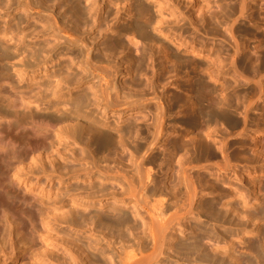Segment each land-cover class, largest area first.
<instances>
[{"label": "bare ground", "instance_id": "6f19581e", "mask_svg": "<svg viewBox=\"0 0 264 264\" xmlns=\"http://www.w3.org/2000/svg\"><path fill=\"white\" fill-rule=\"evenodd\" d=\"M107 2L117 14L104 28ZM103 3L0 0V166L6 168L0 177V264H187L193 258L198 264H264V165L259 168L256 160L264 161V118L260 123L252 116L264 100V2L261 12L258 0ZM245 18L249 24L236 25ZM30 19L41 28L30 25ZM107 30L113 35L101 43ZM200 33L224 44L211 45ZM121 36L134 48L142 41L139 57H132ZM249 46L255 60L245 53ZM156 54L163 57L159 67ZM66 56L69 62H62ZM143 75L146 82L139 78ZM171 79L178 93L169 100ZM44 102L45 112H38ZM234 112L243 115V122ZM110 114L118 116L114 124ZM233 135L250 136L256 155L244 164L255 174L249 175L248 197L239 187L230 184L222 191L198 176L199 170H233L240 179L235 167L241 151L230 150L247 142L232 143ZM73 145L81 147L79 156L72 155L81 167L59 172L70 158L62 150L72 153ZM123 153L125 160L118 156ZM41 175L60 184L115 182L120 191L91 185V191L66 192L68 203L59 196L45 202L40 197L44 186L31 181ZM207 194H218L220 205L216 197L197 206ZM96 204L100 208L92 216H77L79 208ZM203 212L212 229L195 224L186 234L185 219L200 220ZM228 213L245 219L232 234L226 227L220 230ZM61 223L92 240L59 234L54 226ZM177 226L187 241L175 245ZM213 238L224 243L205 249L203 241Z\"/></svg>", "mask_w": 264, "mask_h": 264}, {"label": "rangeland", "instance_id": "374dc122", "mask_svg": "<svg viewBox=\"0 0 264 264\" xmlns=\"http://www.w3.org/2000/svg\"><path fill=\"white\" fill-rule=\"evenodd\" d=\"M100 2L103 5L105 4V3H103L104 0H100ZM261 2L263 4L264 0H258V4L257 3L255 4L256 7H257L256 9L259 12H261V9H260L261 8V5H262ZM108 11L110 12V14L108 13ZM103 14L107 18V21L102 23V27L107 28V26L109 24H111L112 22H114L113 18L117 14V7H115L111 3L107 2V4H106V12L104 13V11H103ZM16 15L22 17L25 21L28 20L26 18V14H24V12H17ZM262 22H263L262 23V25H263L264 24V21H262ZM25 23H27V22H25ZM29 23H30V25L32 24L33 26H36L38 29L41 28L40 23H38V21L35 20V19H30L29 20ZM125 23H126V21L123 20V21H121V23L119 25L120 26H123ZM1 24H4L3 19L1 20ZM244 24H249L248 23V18L239 20L236 23L237 26H239V25H243L244 26ZM225 29H222L221 30V33H224V30ZM112 35L113 34L111 33V30H107L104 33V36H103V38L101 39L100 42L102 43V42H104L105 39L111 38ZM114 36H117V34H115ZM199 37L200 38H203V39H205L207 41H209L211 43V45H212V43H214V44L215 43H222V44H224V42L221 40V38H219V39L216 38L213 41V39L211 37H208V36L205 37V35H202L201 33L199 34ZM121 39L123 41H125V43H127L129 46H131V50H132V53H133L132 54L133 55L132 57L137 58V57L140 56V52L143 49L142 41L140 42L141 45L139 44L140 47L139 46H135V48H134V45H130V43L128 42L129 40L127 39L126 36H121ZM253 41L254 40L252 39L251 40V45H253ZM136 47H138L137 48L138 50H135ZM146 48L147 49H150V46L148 45V46H146ZM245 53L251 54L252 57H253V59L254 60L256 59V55L253 52V50H251V47L248 48L245 51ZM159 55L160 54H156L155 55L156 56V67H159L161 65V63L163 62V61H160V60L163 59V57L161 55L160 56ZM61 61L62 62H69V57L66 56V57L62 58ZM149 63L151 64V61H149ZM150 66H153V65L151 64ZM150 66H149V74L151 75L152 74V68ZM76 70L79 71L80 69L79 68L78 69L76 68ZM124 71H126V69H124ZM139 78L142 81H144V82L147 81V78L144 75L143 76H140ZM227 79H229V78H227ZM122 81H123L124 85L127 86V84L129 83V77L128 76L124 77L122 79ZM167 81L168 80H165L164 83H166ZM169 81L173 82L172 79L169 80ZM229 81L233 82L234 79L233 78H230ZM83 89H86V86H84L80 90L79 89H75L73 91V93H79V92L83 91ZM168 92H169L168 93L169 100L172 98L173 94L178 93V89L176 88V85H175L174 82L171 85L168 86ZM88 94L91 96V92L90 91H88ZM68 99H69L68 97L65 98V101H67ZM62 101H63V99L60 100L59 102L61 103ZM257 103H258L256 105L257 108L255 109V111L252 112V116L255 117V118H258V121H261L260 123H262L263 121L261 119L264 118V110H261V108H264V100L261 99ZM46 106H47V103H45V102L42 103L41 104L42 109H40L41 108L40 107L38 109V112H42V113L45 112L44 109H43V107H46ZM102 115H103L102 114V111L99 112V116H102ZM178 116H182V114H179ZM117 117L118 116H115L114 114H110V116L107 115V118L110 119V123H112V124L115 123V121L117 120ZM234 117L236 119H238L240 122H243V120H244L243 115L241 113H239V112H234ZM176 118H177V116H176ZM176 118H175V122H178V121H176ZM132 121L134 122L133 119H130V122H132ZM137 125L139 127L144 128L142 122L137 123ZM177 127L178 128L180 127V125L178 123H177ZM223 132L224 133H228V131H223ZM217 137L220 138V135H218ZM173 139H174V135H171L168 138V143L167 144H169ZM230 140H231L232 143H236L237 141H241V140H244V141L247 142V144L245 146H243L242 148L239 147L240 143L237 142L234 145V147H232V149L230 150V152L232 154H234L237 151H241L240 161H239L240 163L238 164L239 166L235 167V172L239 174L240 179H237L236 178V175L234 174V171L233 170H230V171H227V172H218L216 174H211L210 170L209 171L208 170H199L200 172L198 173V176L200 177L199 179L208 178L209 179V183H211V184H215V183L218 184V186L220 187V190L223 189L222 191H229L230 190V184L233 185V186H235V187H239V188L242 189V191L244 192L245 196L248 197L249 195H251L250 192L252 191L251 190L252 189V183L250 182L249 175L250 174H254V173L252 172L251 169H247V167H245L244 164H245V161H246L245 159H249L250 157L251 158H255L256 157V155L251 150V139H250V136L241 137V136L233 135V136L230 137ZM74 146L75 145H73V147H71L73 149L75 148L74 150L72 149L73 150L72 153H71V151L62 150V151L65 152V154L67 153V157L69 156L70 158L68 160L69 162H66V164H62L63 166L62 165L61 166H58L59 172L67 173L70 169L73 170V168L76 169V168H80L81 167L80 166L81 164L79 162H76L75 161L76 162L75 163L74 160H72L73 159V156L72 155H74V152H77V153H75V155L77 154V156H79L80 155V152H81V147L80 146H78V145H76L77 147L76 146L74 147ZM212 147H213L214 151H216L218 153V156H217L218 159L217 160H221L222 159V153H221V150L218 148V145L215 144V143H213V146ZM242 154H244V155H242ZM111 155L114 156L115 155V152L114 151H111ZM118 156L119 157H124V160H125V157L127 158L126 153L120 154ZM178 158H179V156H178ZM178 158H176V157L173 158L174 169L177 168V164H176L177 161H174V159L175 160L176 159L178 160ZM256 160H257V163H258V167L264 165V161L262 160V158H258L257 157ZM47 169L48 170H51L52 168H51L50 165L47 164ZM35 171L37 172V170H35ZM5 175H6V168H3L2 166H0V177H2V176L4 177ZM171 176H172L171 179H173V180L176 179L175 171H172ZM231 177H232V179H230ZM31 181L33 182L32 184H39V185H41L40 186L41 188H42V186H44L43 187L44 188V191H42L40 193V197L45 202H50L49 201L50 199H54V197L59 196L60 199H63V200H65L66 203H68L67 202L68 199H66V192H68V191H74L75 189H78L79 190L77 192L91 191L92 190L91 187L93 185L96 186V187L97 186H100V185H103V186L105 185V187H107V188L115 189V190L120 191V187L115 182H103L101 180L100 181L99 180H96V181L94 180V182H85V181H82V180L72 179V180H70V181H68V182H66L64 184H60L57 179H55L54 181L50 182L46 178L45 175H41L38 178H36V177L35 178L34 177L31 178ZM51 187H52V192H49V189ZM214 198H216V200H217V205H220V202H219L220 201V197H219L218 194H216V195L207 194L205 197H202V198L199 199L197 206L200 203H202V202L211 201ZM249 199H251L253 201L254 198H253V196H250ZM93 208H91L89 210H83L81 208H79V209L77 208L78 209L77 216L78 217H82V216H92L93 214H95L97 212L96 210H98L100 208V206L98 204H96V206H93ZM219 208H220V212H222V214L223 213L225 214V208H222V207H219ZM125 210L127 212H129V216L131 218H133V216L130 213L131 206L126 207ZM227 219L228 220H225V222H223L221 224L222 226H220V230H223L226 227L230 231L229 234H232V233H235L236 232V229H235L236 226H235V224L237 222H239V221L240 222H244L245 221V219H238V217H236V215L233 214V213H228L227 214ZM137 220L141 224L140 219H137ZM230 220H232L233 224H230L229 223ZM208 221H209V217H207V215L205 214V212L202 213V218L200 220H195V216L194 215L191 216V217H189V218H187V219H185L184 223L187 224L186 225L187 226L186 228L188 229L186 231V234H188L191 231L189 227L195 226V224L196 225H199V226H202V227H207V229H212V226L213 225L211 223H209ZM54 227L58 230L59 234H61V235L67 234L68 236H72L74 238H76V237L79 238L80 237L85 243H87L88 241L92 240V238L89 236L88 233L78 232L74 228H72L68 223H61L60 225H55ZM173 232H174V235H175V239H174V244L175 245H177L179 242L187 241L185 239V232L183 231V228H181L180 226H177L176 229ZM56 236H59V235H56ZM245 239H248V236ZM218 242L223 244L224 243V240H221L220 238H213V239H211V241L210 240L208 241V239H207V240H204L203 241V245H204L205 249L209 250L214 243L215 244H219ZM239 248H240V246H239ZM173 251H172V253H173L174 257L176 258L177 255L175 253H177V252L175 250H173ZM105 259H107V261H109V258L107 256L105 257ZM163 264H176V263L174 261H167V262H164ZM187 264H198V260L196 258H193V260H191Z\"/></svg>", "mask_w": 264, "mask_h": 264}]
</instances>
